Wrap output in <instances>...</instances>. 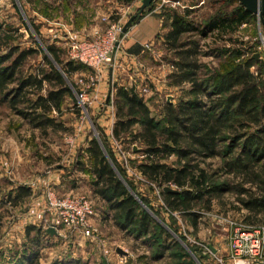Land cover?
Wrapping results in <instances>:
<instances>
[{"label": "trees", "instance_id": "1", "mask_svg": "<svg viewBox=\"0 0 264 264\" xmlns=\"http://www.w3.org/2000/svg\"><path fill=\"white\" fill-rule=\"evenodd\" d=\"M123 2L130 4L132 0ZM213 2L219 8L203 21H197V10L184 9L179 13L163 8L159 15L162 27L168 30L156 40L173 57L174 71L167 76L168 86L182 93L176 104L165 102L160 119L152 115L134 88L116 85L113 88L112 139L127 144L132 155L142 158L133 162V170L159 189L165 210L190 219L193 228L199 212L210 211L213 202L223 205L222 199L228 194L234 196L238 205L231 203V207L246 212L243 217L246 223L264 221L261 220L264 217V102L260 80L264 55L258 52L259 58L255 59L254 53L248 54V48L243 45L230 47L234 43L226 38L257 17L237 0ZM12 3L18 12L13 0ZM260 26L264 29V25ZM12 39L13 32L0 26V105H7L41 136L47 132H67L59 121L65 99H70L73 111L78 109L77 115L80 110L63 76L69 79L85 66L63 62L57 49L46 46L52 62L36 42L32 41L36 49L22 50L9 44ZM29 39L32 40L31 36ZM207 40L210 47L202 53ZM3 46L5 51L1 53ZM37 53L42 56L43 67L35 74L22 75L21 68L27 58ZM200 56L217 60L218 68L208 69ZM253 66L260 68L257 74L250 71ZM184 85L187 89L181 90ZM71 86L75 88L74 84ZM92 122L99 141L88 133L87 145L77 152L73 170L77 168L92 178L94 195L106 204L114 225L153 250L156 261L170 252V258L180 260L176 264H195L173 239L164 244L163 238H170L167 231L131 195L133 191L138 197L124 167L115 160L106 136L94 119ZM133 147L137 149L135 152ZM215 159L219 160L217 165L211 163ZM227 176L230 179H225ZM164 187L173 191L163 192ZM30 195L29 188L19 186L14 197L9 195V198L16 205ZM139 198L148 210L154 211L145 199ZM154 214L166 224L159 213L154 211ZM33 231L37 236L41 233V229L33 226L25 233ZM169 250L176 251L171 254ZM191 250L199 263L204 264L206 257L197 248Z\"/></svg>", "mask_w": 264, "mask_h": 264}, {"label": "rangeland", "instance_id": "2", "mask_svg": "<svg viewBox=\"0 0 264 264\" xmlns=\"http://www.w3.org/2000/svg\"><path fill=\"white\" fill-rule=\"evenodd\" d=\"M13 1L18 12L13 7L12 0H0V26L4 30L10 29L14 36L9 44L18 46L22 50L36 49L32 42L34 41L43 54L52 62L53 59L47 52L46 46H53L57 49L63 62L71 61L67 55V40L65 38L67 26H71L73 23L71 19H68V14L75 13L76 21H78L79 13L82 11L85 16H82L83 18L76 26L80 25L81 28H84L81 34L89 35L94 30L104 28L102 18H109L112 22L120 20V24H125L139 10L142 2V0H132L130 4H125L124 0ZM173 1L170 0V2ZM175 1H179L180 6L170 3L165 4V6L170 7L168 8L170 10L182 12L183 8L190 7L192 3L195 5L202 2L203 4H200V9L196 13L197 21L205 20L219 8V5L214 4V0ZM198 1L199 3H197ZM71 2L76 6L74 13H72ZM17 4L22 13H20ZM65 8H69V10L67 11ZM151 19L155 24H158L157 16H152ZM32 25L37 29L38 34L35 33ZM77 32L80 33V31ZM263 34L264 29L260 26L259 21L255 19L226 38L231 39V43H234L230 47H241L243 45L244 48H248V54L254 53L256 55ZM30 36L32 40L29 39ZM201 44L203 45V43ZM205 45L202 47V53H206L209 49L210 40H207ZM4 51L3 46L1 53ZM160 51L162 52L160 54L161 63H164L166 67L172 66L173 57L171 54ZM263 55L264 53L261 52V56ZM153 59L147 57L143 61L149 67L160 68L161 65L158 59L155 58L156 61ZM199 59L210 70L219 66L218 61L211 57L200 56ZM76 63L74 62V64ZM121 63L122 61L118 59V65ZM41 67H43L42 56L38 53L34 54L27 58L23 64L21 68L22 75L35 74V71ZM58 69L60 68L58 67ZM259 69L258 66H253L250 71L257 74ZM260 72L261 99L264 102V67L261 68ZM107 73L108 71L104 70V78L100 79L106 88L109 85L106 80ZM119 73V75L115 74V77L118 76L117 80L122 77L125 82L124 85H128L129 77L132 78V76H129L131 73L127 72L126 74V71L123 73L119 71ZM93 74L92 70L85 66L84 70L72 74L69 79L65 75L63 77L68 83L71 94L76 98L79 91L83 89L80 82L82 81L85 84ZM166 75L163 80L166 79ZM164 83L166 82L164 81ZM71 84H74V89ZM113 84L116 85L117 83L113 80ZM150 87L152 93H154L151 97L147 96L144 99L147 100V103L152 99L148 107L157 119H160L163 115L165 102L176 104L182 98L179 89L167 86L155 90L153 84H150ZM182 89H187V86L184 85ZM112 90L114 92V89ZM109 96L110 94L108 99ZM103 107L104 101H101L97 106V110L100 111ZM85 108V110L79 108L80 112L77 115L75 111L78 109L73 111L72 106H70L68 108L70 111L63 114L62 119L59 121L63 123V127L67 129V132H47L46 136H41L39 132L33 131L26 123L15 116L7 105H0V264H176L180 260L170 258V252H168L169 255L165 254L163 258L156 261L153 258V250L142 244L141 241L134 239L130 234L118 229L113 223L112 214L107 209L106 204L94 195L91 185L92 178L77 168L73 170V166L77 161V150L83 147V139L88 137V133L99 141L98 132L95 128L93 131L91 127L93 119L96 120V114H94L95 116L92 115L94 109L91 108V104L85 106ZM69 138L73 140L72 147L67 143ZM109 141L108 146L112 150L115 160L124 167L128 182L132 184L138 194L137 197L132 191L139 200L140 206L145 207L139 198L142 197L154 211L165 219L166 224L161 223L154 211L146 210L167 231L170 238H163L164 244H169L170 239H173L183 247L195 264L200 263L192 252V248H197L206 257L204 264H231L228 259V249L230 236L235 225L243 223L251 227L264 226V221L246 223L243 218L246 212L233 209L231 203L233 205L237 204L234 201V196L228 194L222 199L223 205L213 202L210 211L202 210L199 212L196 227L193 228L190 219L165 210L159 189L146 179L139 177L137 172L133 170V162L141 161L142 158L132 155L129 150L130 146L127 144H120L113 139H109ZM211 163L217 165L219 160H212ZM86 165L88 164L86 163ZM49 175L56 176L57 181H54L57 184L53 185V180L52 184L50 183L48 186H43L41 183V190L36 193L42 196L43 201L47 188H51L58 196L65 195L68 193L65 190L72 189L73 194L87 197L91 201L95 212L94 227L96 232L92 238L82 239L75 235H69L65 231L61 233L63 236L46 235L42 230L38 235L39 237L34 231L26 235V229L33 226L30 224L16 227L15 230L13 224L18 222V218L23 213V206H25L23 203L28 199H25L21 205H14L9 195L14 197L19 186L24 185L26 187L31 185V182L41 181ZM119 178L122 180L120 176ZM225 179L228 180L230 177L227 176ZM222 180L223 178L220 179V181ZM126 187H128L127 184ZM245 187L248 188L249 184H246ZM252 189L255 191V186ZM9 201L11 204L8 203ZM262 219L264 220V217H261ZM209 245L214 250L220 247L227 248V250H223L216 257L214 254L217 251L213 254L208 248ZM118 250L123 254L118 253ZM169 251L172 254L176 250ZM219 260H221V263L218 262Z\"/></svg>", "mask_w": 264, "mask_h": 264}, {"label": "built area", "instance_id": "3", "mask_svg": "<svg viewBox=\"0 0 264 264\" xmlns=\"http://www.w3.org/2000/svg\"><path fill=\"white\" fill-rule=\"evenodd\" d=\"M162 3L168 4L169 1L162 0ZM172 4L180 6L178 1ZM101 20L104 28L92 31L81 40L69 39L66 43L69 59L86 66L94 73L85 84L80 82L83 89L76 96V102L77 107L83 110L97 99L96 89L103 71L112 73L116 68H120L118 53H121V45L126 36V31L123 30L125 24H120V20L112 22L109 18ZM154 48L153 43L144 44L142 47L144 51L152 54H155ZM258 52L264 53V37H261ZM156 57L161 65L157 53ZM167 68L171 72L174 71L173 66L169 65ZM150 84L144 80L138 90L134 89L143 101L146 100L145 97L152 95ZM107 88L110 96L109 106L106 103V107L114 110L112 81ZM67 143L73 146L72 139H67ZM94 216L93 205L87 197L73 193L58 196L51 188H47L43 205L37 209L30 206L23 219L27 224L41 228L46 235H49L47 229L52 228L56 236H63L61 233L65 231L69 235L89 239L96 232ZM228 259L231 264H264V226L251 227L243 223L235 225L229 240ZM218 262L221 263V260Z\"/></svg>", "mask_w": 264, "mask_h": 264}, {"label": "crops", "instance_id": "4", "mask_svg": "<svg viewBox=\"0 0 264 264\" xmlns=\"http://www.w3.org/2000/svg\"><path fill=\"white\" fill-rule=\"evenodd\" d=\"M168 1L170 4L175 2V1L170 2V0ZM200 4L202 5L203 3L200 2L198 4L199 6H194L192 3L191 6L189 5L190 7H185L184 9H189L191 11L198 10L200 9V6H201ZM74 5L75 4L72 2V11H73L72 13H74V10L76 7ZM153 5H154L153 9L149 13L144 14L136 23H133L126 30L125 32L126 36L121 45V53H118L119 55L118 59L121 60L122 63L120 64V68H118L117 70H114L112 73L108 71L106 80L109 84L111 81L113 82L114 80V82L117 83L116 84L117 87L134 88L135 90H138L141 87V85L144 83L143 80H147L148 83H151L155 86V90H159L160 88H164V87L166 88L168 86L167 75L171 74L172 72L165 66V64L161 63L160 68H156V67H149L148 65H146V62L143 61L145 58L147 59V57L154 58L153 60L156 61L157 59L156 53L158 54V56H160V54L162 53L160 50L165 52L164 45L161 43L160 40L157 41L156 39L158 35H162L168 30V28L162 27L163 21L159 15L163 8L168 9L170 7L165 6V4L162 3V0L156 1L155 4ZM83 14L84 13L82 11L79 13L78 21H76L75 14L67 15L68 19H71L73 22L71 26H67L68 28L67 34L65 35L66 36L65 38L67 41L69 39L81 40L85 36L81 34L84 28H81L80 25L76 26V24L80 22V20L85 16ZM152 16L158 17V24H155L152 21L151 19ZM77 31H80V33ZM147 43L155 44V48H154L155 54L146 52L142 49L143 45ZM160 60H161V56H160ZM119 71L122 73L126 71V74L127 72L131 73V75L129 76H132V78L129 77L130 81L128 85L126 86L124 85L125 82L122 79V77H119L118 80H117L118 76L115 77V74H118V75L120 74ZM165 75H166V79L163 80ZM102 77L104 78L103 73H102L101 78ZM164 81L166 83H164ZM96 95H97V99L91 102V108L94 109L92 115L96 114V120L93 117L95 120V123L97 124L98 128L102 130L103 134L106 136L108 142L110 143L109 139H112V127L115 121V109L112 110L110 107L108 108L106 107V103H108V106H109V99H108L109 90L108 88L104 87V84L101 83V81L96 89ZM149 97H151V95ZM151 100L152 99H150L148 103H147V100L144 101L147 107L149 105V102H151ZM101 101L102 102L104 101V107L102 108V110L99 111V109L97 110V106L99 102ZM70 106H72V104L70 103V99H65L63 106H62V113L64 114L70 111L68 109ZM62 117L63 115L59 118V120H61ZM33 131H36V130H33ZM86 143H87V138L85 137L83 139V147L80 149H84L87 145ZM80 149H78L77 152ZM52 180L54 182L53 185H56L57 183L54 181V180L57 181L56 176L49 175L47 178L42 179L41 181L36 180L35 183L31 182V185L26 186L27 188L30 189L31 195L28 198H26L28 200L23 203V205L25 206H23V213L21 217L18 218V222L16 224H13L15 230H16V227L19 228L27 224V222L24 221L23 218H24V214L26 213V211L29 210L30 206H33V208L37 209L43 205L42 196H39V194L36 192L41 190V185H40L41 183L43 186L44 185L48 186V184H50ZM21 187H24V185H21ZM65 192L72 193V189L65 190ZM36 198L38 199L35 200ZM22 202L23 201H21L20 203L16 205H19V204L21 205ZM94 222H95V216L93 219V224ZM223 250H227V248L226 249H223L221 247L216 248L215 252L217 251V253L216 254L213 253V254L216 257H218V255H220L223 252Z\"/></svg>", "mask_w": 264, "mask_h": 264}, {"label": "water", "instance_id": "5", "mask_svg": "<svg viewBox=\"0 0 264 264\" xmlns=\"http://www.w3.org/2000/svg\"><path fill=\"white\" fill-rule=\"evenodd\" d=\"M16 1V0H15ZM157 0H142L141 2V7L139 8V10L137 11V13H135V15L131 16L128 21L125 23L123 30L126 31L134 22L135 18L137 16H139L142 12H144L145 10L149 9L153 4H155ZM240 5L249 13L255 15L257 17V20L259 21L260 24L264 25V20H263V16H264V0H237ZM18 6V4H17ZM19 8V6H18ZM20 10V8H19ZM20 13L21 10H20ZM255 59L259 58V55L256 54L253 56ZM55 64V63H54ZM170 103V102H168ZM93 131H94V127L93 125H91ZM95 133V132H94ZM137 149L134 147L133 151L135 152ZM125 184V183H124ZM173 190H171L168 187H164L163 188V192H171ZM131 192V195L139 202V200L137 199V197ZM145 210H147V208L144 207ZM148 211V210H147ZM49 235L51 236H55L56 233L52 228L47 229L46 231ZM208 248L212 251V253H215V250L209 245ZM118 253L123 254V252H121L120 250H118Z\"/></svg>", "mask_w": 264, "mask_h": 264}]
</instances>
